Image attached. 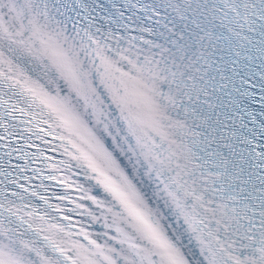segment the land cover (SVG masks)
Segmentation results:
<instances>
[{"label":"snow or ice","instance_id":"snow-or-ice-1","mask_svg":"<svg viewBox=\"0 0 264 264\" xmlns=\"http://www.w3.org/2000/svg\"><path fill=\"white\" fill-rule=\"evenodd\" d=\"M0 264H264V0H0Z\"/></svg>","mask_w":264,"mask_h":264}]
</instances>
